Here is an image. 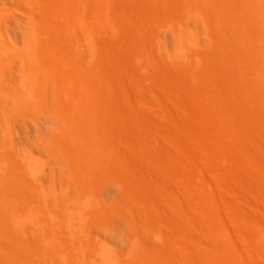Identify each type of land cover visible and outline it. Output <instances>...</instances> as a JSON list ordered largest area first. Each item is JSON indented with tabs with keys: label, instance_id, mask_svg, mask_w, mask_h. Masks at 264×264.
I'll use <instances>...</instances> for the list:
<instances>
[{
	"label": "bare ground",
	"instance_id": "bare-ground-1",
	"mask_svg": "<svg viewBox=\"0 0 264 264\" xmlns=\"http://www.w3.org/2000/svg\"><path fill=\"white\" fill-rule=\"evenodd\" d=\"M48 1L43 0L42 3ZM207 1L201 4L199 0H64L54 3L55 10H52L55 14L50 10L54 16L61 18L60 23L59 20L55 22L61 26L65 37L88 39L92 48L90 54L99 51V57L103 56L105 70L97 72V67L95 72L91 71L92 76L103 81L99 95L106 103H103L104 107H108L103 119L108 123L107 127L109 123L114 126L107 128L104 125L103 129L106 133L109 129L113 130L118 144H123L121 154L115 153L123 155L121 164L117 163L121 167H118L115 180L122 187L123 194H118L119 199L115 201L117 210H114L122 220L126 219L127 213L134 216L133 221L130 220L134 223V231L131 229L132 232L127 234H131L129 238L135 240L138 248V254L135 251L137 256L134 254L133 259L122 264H264V0H214V4L212 0ZM48 6H51L50 3ZM195 12L205 17L211 39L219 43L216 42L219 47L212 51L209 49L211 54L208 57L203 56L208 58L206 63H202L203 69L199 68L198 62L195 66L198 65L199 69L179 64L180 59L169 61L166 55L159 52L161 48L158 46L162 28H173V32L181 36L184 31L179 32V27L184 25L186 17ZM70 16L73 22L68 23ZM181 37L178 36L179 39ZM198 50L196 53L204 55ZM192 63L195 60L188 64ZM170 81L177 82L179 87L175 84L173 87ZM191 82L195 83L194 86L189 85ZM197 82L199 85L195 86ZM147 93L153 94L154 98ZM127 104L131 108L119 109ZM170 104L173 107L167 108ZM149 107L150 110L161 107L167 111L166 115L162 114L163 110L156 109L155 112L165 115L167 121L160 130L173 144L172 150L154 145L147 150L148 145L145 144L146 148L140 149L141 140L135 139L140 144L133 140L135 128L149 140L154 138L142 126V120L154 115L148 112ZM132 119L134 123H130ZM185 128L197 137L194 144L200 151L196 159L188 156L186 151L193 142L183 136ZM113 145L116 147L117 143ZM121 145L117 146L118 151ZM113 149L112 154L116 151L114 149L113 152ZM147 155L151 156L149 168L156 171L157 166L161 167V170L158 168L160 172L156 171L158 181L155 184L140 176L144 165L141 160ZM116 160L119 161L118 158ZM189 165L201 172L216 189L218 205L211 199L200 198V189L187 180L182 183L178 180L179 187L177 185L181 190L178 189L177 193L185 197L184 209L180 210V205L176 208L179 210L172 206L169 194L165 193L167 190L163 189V194L161 187L164 180L159 175L163 167L168 170L167 174L173 172V177L178 175L180 178L185 176ZM169 166L175 168L174 171L170 172ZM112 169L115 170V167ZM166 172L163 169V173ZM231 199L238 203L234 205ZM147 205L151 206L149 213L152 212V219H156L150 220L152 225L143 230L140 226L143 217H146L144 211L149 209ZM161 211L168 214L170 220L174 217L183 223L180 229L187 237L183 246V241H178V228L171 227V234H165L162 233L164 223L153 225L160 220L155 215L159 216ZM111 212L114 213L110 211L107 215ZM147 220V223L150 222ZM143 224L142 227L146 228L147 225ZM3 233L0 228V264H35L21 248L3 240ZM166 239L180 242V251H175L178 248L173 250L176 245L173 249L164 246L163 240ZM150 242L153 254L149 251ZM3 252L7 254L3 255Z\"/></svg>",
	"mask_w": 264,
	"mask_h": 264
},
{
	"label": "rangeland",
	"instance_id": "rangeland-1",
	"mask_svg": "<svg viewBox=\"0 0 264 264\" xmlns=\"http://www.w3.org/2000/svg\"><path fill=\"white\" fill-rule=\"evenodd\" d=\"M42 1L0 0V228L5 232L2 239L21 248L23 254L31 258L35 264H122L137 256L138 248L135 240L129 238L131 234H127L134 231L132 229L134 216L127 213L128 218L122 220L121 215L115 212L118 194L120 196L123 194L122 187L115 182L118 177L116 174L118 167H121L120 159L123 156L116 154H121L120 149L123 148V144L121 142L118 144L119 141L113 130L109 129L110 131L106 133L103 129L108 125L103 119L104 111L108 107H104L106 103L99 95L103 81H99L100 77L91 75V71L95 72L97 67V72L105 70L103 56L99 57V51H95L94 55L90 54L92 48L88 39H72L73 37L68 35L65 37L61 33L62 28L55 20H59V23L62 20L54 16L53 11L56 5L54 3L64 0H55V2L50 0L48 2L51 6H48V2L42 3ZM199 1L204 3L206 0ZM214 3L216 2H212ZM195 14L186 17L184 25L179 27V32L184 31L182 35L185 39L182 35L181 37L175 34L173 28L171 31L169 27H161L158 46L161 48L159 52L166 55L169 61L180 59L179 64L183 63L184 66L190 67L198 62L200 67L198 65L192 67L201 69L204 65L202 63L208 61L210 50L219 46H216L217 40L211 39L209 35L205 17L197 12ZM70 17L67 18L68 23L73 22ZM162 31L166 32L167 36ZM190 35L194 38L191 39ZM179 50L183 53H178ZM184 50L188 52L185 53ZM197 50L204 55L196 53ZM191 52L194 54L192 55ZM200 55L207 57L201 58ZM193 59L195 63L189 65L188 63L194 61ZM179 79L183 78L179 77ZM180 80L179 84L183 81ZM193 81L195 82L194 79ZM174 82L169 83L173 87L175 84L178 88V83ZM194 84L191 82L189 85L194 86ZM198 85L199 82L195 86ZM146 95L154 98L151 93ZM170 107L173 106L170 104L167 108ZM121 108L125 110L131 107L127 104L119 109ZM140 109L142 108L137 110ZM156 109L160 112L163 110L162 114H167L166 106L165 110L161 107L150 110L149 107L148 112L154 113L153 117L151 114L150 117L147 116V119L142 120V126L145 130H149L154 138L149 140V137L135 128L140 134L133 132V140L136 142L135 139L138 138L139 141H145L144 143L140 141L141 145H138L140 149L147 147V150H151L154 145L172 150L173 144L160 130L165 125V115L156 113ZM158 117L163 119L160 120ZM131 121L130 123H134L133 119ZM109 124L107 128H114L112 123ZM183 136L193 142L186 151L188 156L196 159L200 151V148L194 144L197 137L186 128ZM144 144L148 146L145 147ZM120 145L122 147H118V151L117 146ZM113 147L116 149L115 152ZM103 148L106 151L102 152ZM116 156L119 161L116 160ZM146 157L141 160L144 165L140 176L143 180L153 181L155 184L158 181L157 172H160L161 167L155 165L154 169L157 166L160 170L158 168L157 172L152 170L148 167L151 156ZM111 159L114 161L111 162ZM110 162L113 164L112 167ZM118 162L120 164L117 165ZM172 166H169L170 172L175 169ZM189 166L185 176L182 175L180 178L178 175H176L178 178L173 177V172L171 175L167 174L168 170L163 167L166 173L164 174L162 169L159 174L165 181L161 187L163 194L167 190L165 193L169 194L168 197L172 200L169 202L172 206L176 209L180 205L182 208L179 209H184L185 197L177 191L178 184L187 180L200 189V198L211 199L215 205H218L216 189L201 172ZM114 167L115 170L112 169ZM174 201L178 205L174 206ZM230 201L234 205L238 203L234 199ZM147 206L149 209L144 211L146 217H143L142 224L147 219V221L153 220L154 217L151 215L152 212L149 213L151 206ZM110 211L114 213L111 212L112 214L108 216ZM129 214L132 217H129ZM168 216L161 211L159 216L155 215L160 220H156L153 225L160 226L159 224L164 223L162 233L165 234L168 232L171 234V227L178 228L176 231L178 241H183V246L187 242L186 234L180 229L183 223L171 216L170 220ZM142 224L140 227L145 230L152 225V222L144 223L143 226L147 225L146 228L142 227ZM23 231L25 234H22ZM175 241L163 240L164 246L173 249L176 245L173 249L175 250L180 247L178 245L180 242L175 243ZM151 243H149V251L153 254ZM175 251H180V248ZM3 253L5 255L6 252ZM161 258L163 257H158Z\"/></svg>",
	"mask_w": 264,
	"mask_h": 264
}]
</instances>
